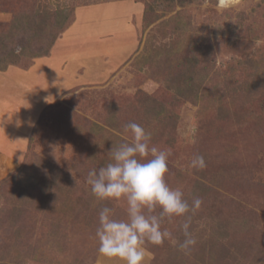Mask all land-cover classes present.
I'll use <instances>...</instances> for the list:
<instances>
[{
	"label": "rangeland",
	"instance_id": "374dc122",
	"mask_svg": "<svg viewBox=\"0 0 264 264\" xmlns=\"http://www.w3.org/2000/svg\"><path fill=\"white\" fill-rule=\"evenodd\" d=\"M10 1L2 22L40 0ZM51 1L71 14L50 53L0 71V264H123L96 229L103 207L127 220V202L86 179L131 122L170 152L166 183L203 200L191 254L184 218L165 217L171 238L146 242V264H264V0ZM192 78L195 100L176 90Z\"/></svg>",
	"mask_w": 264,
	"mask_h": 264
},
{
	"label": "clouds",
	"instance_id": "9594fccd",
	"mask_svg": "<svg viewBox=\"0 0 264 264\" xmlns=\"http://www.w3.org/2000/svg\"><path fill=\"white\" fill-rule=\"evenodd\" d=\"M131 131L130 143L112 146L110 162L88 172L86 183L98 201L126 200L127 220L113 218V209L103 207L99 211L96 229L98 252L108 260L123 264H146L144 245H162L171 233L161 231V221L167 217H183V240L178 248L190 255L197 244L192 231V216L200 210L203 200L196 197L191 204L179 188L170 187L165 180L168 172L169 151L150 146L151 134L135 122L125 125ZM189 167L203 170L205 158L195 155ZM159 208V215L154 214Z\"/></svg>",
	"mask_w": 264,
	"mask_h": 264
},
{
	"label": "trees",
	"instance_id": "16d2710c",
	"mask_svg": "<svg viewBox=\"0 0 264 264\" xmlns=\"http://www.w3.org/2000/svg\"><path fill=\"white\" fill-rule=\"evenodd\" d=\"M7 4L10 9L11 1L1 0L0 8ZM70 12L60 3L40 0L32 9L14 12L9 22L0 21V71L6 70L11 64L17 65L22 57L38 58L48 55L58 36L65 30ZM192 72L194 74V67ZM194 79L192 78L194 83H188V87L176 88L180 96L192 100L198 97L199 86ZM27 184L30 187L37 186L40 190L45 188L44 183Z\"/></svg>",
	"mask_w": 264,
	"mask_h": 264
},
{
	"label": "crops",
	"instance_id": "0c3cea01",
	"mask_svg": "<svg viewBox=\"0 0 264 264\" xmlns=\"http://www.w3.org/2000/svg\"><path fill=\"white\" fill-rule=\"evenodd\" d=\"M104 6H106V5H104ZM10 145H11V144H7V145H5V148H6V149H9L10 151H11V150L14 151L12 148H10ZM10 151H8V152H10Z\"/></svg>",
	"mask_w": 264,
	"mask_h": 264
},
{
	"label": "bare ground",
	"instance_id": "6f19581e",
	"mask_svg": "<svg viewBox=\"0 0 264 264\" xmlns=\"http://www.w3.org/2000/svg\"><path fill=\"white\" fill-rule=\"evenodd\" d=\"M225 0H221V3L223 4Z\"/></svg>",
	"mask_w": 264,
	"mask_h": 264
}]
</instances>
